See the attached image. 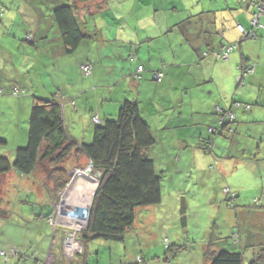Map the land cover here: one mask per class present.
<instances>
[{
  "label": "crops",
  "instance_id": "crops-1",
  "mask_svg": "<svg viewBox=\"0 0 264 264\" xmlns=\"http://www.w3.org/2000/svg\"><path fill=\"white\" fill-rule=\"evenodd\" d=\"M263 2L249 3L248 11L253 7L257 11V4ZM238 3L241 0H0L4 33L14 32V38L19 39L15 46L18 48L7 45V49L0 43V60L9 70L13 69L6 82L0 81V98L9 102L7 109L24 105L26 115L27 111L31 115L36 98L57 100L62 105L66 133L79 146L93 140V117L103 122L115 117L125 101H134L155 139L147 150L154 162L155 148L159 146L177 164L186 157V165L194 167L196 173L200 170L205 179L221 177L226 183L219 184L213 208L223 207L227 191L234 195L229 201L238 202L235 199L241 192L233 188L231 181L238 187L259 177L257 191L261 193L256 191L250 199L256 197L261 203L258 197L264 196V16L255 26L254 17L243 13L247 8L240 10ZM66 5L74 7L80 30L89 36L70 54L54 17L55 9ZM10 14L21 17L18 29L14 21L10 24ZM239 25L254 37L245 38ZM231 44L237 48L227 59H220L219 53ZM82 67H87L89 74ZM139 67H143L142 72H138ZM242 67L253 72L241 84L238 77ZM160 72L163 77L158 81L155 75ZM15 89L26 95L24 99L12 96ZM235 102L249 105L250 109L238 108ZM228 113L235 114V120L218 132L220 116L228 117ZM28 123L26 131H22V142L12 147L11 153L3 150L9 143L0 137L6 142L0 146V157L8 155L13 161L16 150L27 145L30 117ZM90 163L85 154L73 150L64 163L70 177L65 192L73 191L75 183H82L84 188L91 183L93 192L85 201L93 202L100 176L88 171ZM80 168L87 175H79ZM54 190L51 187L47 194L51 205L56 196ZM234 204L227 205L226 212L237 208L230 207ZM242 212V219H236L237 211L227 226H231L232 233L236 225L241 242L249 244L261 234L248 236L249 228L242 234V220L253 213ZM257 214L263 218L264 208Z\"/></svg>",
  "mask_w": 264,
  "mask_h": 264
},
{
  "label": "rangeland",
  "instance_id": "rangeland-1",
  "mask_svg": "<svg viewBox=\"0 0 264 264\" xmlns=\"http://www.w3.org/2000/svg\"><path fill=\"white\" fill-rule=\"evenodd\" d=\"M239 5L241 10L244 5L242 6V3ZM11 12L12 10L6 11L7 14ZM253 12L254 8H251L250 11L243 13H250L252 16ZM8 19L10 24L14 21L15 28L20 27V16L10 14ZM261 27L264 30V24ZM0 30L3 31L0 35L1 46L6 45L7 48L8 45L10 49L18 48L15 47L19 45L17 43L19 39L14 38L15 33H4L6 30L4 23L0 26ZM16 53L20 51L17 50ZM11 72L13 69L9 70L0 60V81L6 82L8 73L11 75ZM12 96L24 99L26 95L19 89H15L12 91ZM7 103L9 102L2 101L0 98V137L9 143L3 149L8 154L11 153L12 147L16 148L17 144L22 142V131L27 129L30 112L27 111V115L24 114L27 110L24 105L20 108L16 106L15 110L7 109ZM214 144L215 141L213 146ZM155 152L157 153L156 170L163 178L161 203L136 209L134 226L127 230L123 242L92 240L86 245V256L81 258L77 256H81L85 250L84 245L80 254L74 257L67 256L64 248L65 238L63 244L60 238L62 237L61 229H57L54 234L51 226H62L68 233L77 231L75 239L79 242L78 236L83 229L78 231L76 225L73 227L71 223L69 225L61 218L54 219L50 222V226L46 218V215L52 211L51 200L47 196L48 193L50 194L51 187H54V179L50 177L52 167L44 162V165H39L32 177H16L11 173L5 177L1 175L0 264H74L76 261L77 263L80 261V264H205L203 253L211 241L213 242V234L217 231L218 234L219 232L229 234L231 226L227 224L230 218L235 217L237 211L239 216L235 217L236 219H242V211L253 212L247 219L242 220L243 235L249 228L250 232L262 234L264 237V214L261 219H259L260 214H257L262 210L261 208H264V196L263 199L261 196L258 197L261 203H257L256 197H253V200L250 199L258 190L259 177H252L238 187H235L238 185L235 181H231L233 188L241 192L240 197L235 199L238 202L232 203L229 201V196L225 194L223 207L213 208V197L220 191L219 184L225 186L226 183L223 179L221 180V177L205 179L200 170L197 169L196 173L194 167L186 165L189 162L186 157L183 161L179 160L177 164L175 159L168 156L161 147L157 146ZM147 154L150 155L149 152ZM5 157L9 158L8 155ZM68 193L70 198L75 200V195L70 194L71 191ZM257 193L261 192L257 191ZM64 201L65 198L60 206H63ZM78 202L80 203V199ZM228 203L234 204L233 208L235 206L237 208L226 212ZM86 204L87 201H81L84 207ZM74 206L77 205L68 207L69 216L73 213L81 214L82 206L73 210ZM239 231L235 225V232ZM175 245L184 246L185 249L180 251L175 260L168 262L165 259L167 247ZM241 248L246 264H254L251 263L253 259L251 247H247L245 240L242 247L237 250ZM4 253H7V256H3ZM60 256L63 263L61 261L57 263Z\"/></svg>",
  "mask_w": 264,
  "mask_h": 264
},
{
  "label": "trees",
  "instance_id": "trees-1",
  "mask_svg": "<svg viewBox=\"0 0 264 264\" xmlns=\"http://www.w3.org/2000/svg\"><path fill=\"white\" fill-rule=\"evenodd\" d=\"M253 1L255 0H247V3H244V0H241L242 6L247 8L246 12L248 4ZM253 8L252 18L257 12L255 7ZM54 17L66 44L67 53L70 54L89 36L80 30L73 6L56 8ZM243 36L251 38L244 34ZM82 68L84 70V67ZM250 75L251 72L247 77ZM247 77L243 79V83ZM94 118L98 117L92 118L95 124L93 140L90 144L80 147L66 133L61 103L55 99L36 98L30 115L27 145L16 150L13 161L5 156L0 157V175L15 172L22 177H32L44 162L52 167L50 177L54 179L56 197L52 201V213L46 217L49 225L56 217L58 193L63 192L70 183L69 171L64 163L73 150L85 154L92 164L93 171L102 174L90 208L87 227L78 236L85 248L78 258L86 256V245L92 240L123 242L127 230L134 226L136 209L158 205L162 200L163 178L157 172L154 160L147 155V150L155 144V139L140 113L138 104L125 101L115 117L98 123L94 122ZM234 120L235 118L226 117L218 132L227 128V123ZM5 144L6 142L0 139V146ZM210 144L212 145L208 142L207 145ZM226 193L233 200L234 195L229 191ZM51 227L54 234L57 229H61L60 238L63 244L67 229L62 226ZM250 235L253 233L248 229V236ZM212 238L213 242L211 241L203 253L205 264H246L242 248L237 250L243 245L239 232L218 234L217 231ZM257 238L255 242L246 243L247 247H251V263L264 264V237L261 234L257 235ZM184 249L185 247L180 245L168 246L165 259L168 262L175 260ZM3 256H7V253ZM74 264H80V261Z\"/></svg>",
  "mask_w": 264,
  "mask_h": 264
},
{
  "label": "built area",
  "instance_id": "built-area-1",
  "mask_svg": "<svg viewBox=\"0 0 264 264\" xmlns=\"http://www.w3.org/2000/svg\"><path fill=\"white\" fill-rule=\"evenodd\" d=\"M246 1L247 0H244V2H246ZM263 16H264V3H259L257 5V12H256V14L254 15V18H253V24L255 26L260 25L259 24V19L261 17H263ZM238 29L245 36L254 37L253 33H249L247 31H245V29L241 25L238 26ZM236 46L237 45L235 44V45H229V46L225 47L218 56L220 58L227 59L228 56L236 49ZM84 71H85L86 74H89V69L87 67H84ZM142 71H143V67H139L138 72H142ZM240 71H242V73H241L240 77H238V80L240 82H242L243 79L245 77H247V75L250 72L251 73L253 72V69L242 67ZM162 77H163V74L161 72L160 73H156V75H155V79L158 80V81H160L162 79ZM235 106L238 107V108L244 107L245 110H249L250 109L249 105H242V104L236 103ZM228 114H229V115H227L228 117H230L232 119L235 118V115H233L231 113H228ZM225 118L226 117H224V116H220V123L221 124L224 122ZM94 122L98 123L99 122L98 118H94ZM87 168H88V171H90V172L93 171L91 163L89 164V166ZM77 173L79 175H83L84 176L86 174V171L83 170V173H82V170H78ZM59 198H60V202L57 205V213H56L55 220H58V218L64 219L65 223H68L69 225L71 223V225L73 227H74V225H76L77 226L76 228H78V231H81L82 229L83 230L86 229L87 223H88V218H89V212H90V208H91V205H92V201L87 200L86 207H84L83 205H80V206H82V208L80 207L81 208L80 209L81 210V214L80 215L73 213L71 216H69L68 213H70V212L67 209L64 210V213L62 212V215H61V211L63 209L62 208L63 206H60L61 203L63 202L64 198H65V201H64L63 205H66L67 203H70L67 200V192H65V190H64L63 192L59 193ZM71 204L74 205V203H71ZM67 206H68V204L66 205V207ZM60 208H61V211L59 212ZM76 208H77V206H74L73 210H75ZM59 216H61V217H59ZM68 218H73V221L69 220ZM51 222H53V220ZM76 232L77 231H75L74 233H68V232H67L68 234L66 233L64 248H65V252H66L67 256L74 257V256L80 254V252L82 251V244L78 240L75 239Z\"/></svg>",
  "mask_w": 264,
  "mask_h": 264
},
{
  "label": "bare ground",
  "instance_id": "bare-ground-1",
  "mask_svg": "<svg viewBox=\"0 0 264 264\" xmlns=\"http://www.w3.org/2000/svg\"><path fill=\"white\" fill-rule=\"evenodd\" d=\"M86 175H87V173H86ZM74 185H75L74 186V190L73 191L70 190L71 191L70 194L75 195V197H76L75 200L77 202H78L79 199H83L81 201H85L86 199H88L87 197H89L91 195V193L93 192V186H92L91 183H89L90 187H85V188H84L82 183H78V184H74ZM67 200L70 203H67L68 204L67 207H66L67 204L63 205V207H62L63 209L61 211V215H62V212L64 213V210L68 209V207H71V205H72L71 203L76 204L77 207L80 206V203H81V201H80V203L78 202V204H77V202L74 199L70 198L69 193H67ZM68 219L73 221V218H68Z\"/></svg>",
  "mask_w": 264,
  "mask_h": 264
},
{
  "label": "water",
  "instance_id": "water-1",
  "mask_svg": "<svg viewBox=\"0 0 264 264\" xmlns=\"http://www.w3.org/2000/svg\"><path fill=\"white\" fill-rule=\"evenodd\" d=\"M101 175H102V174H101V173H99V176H100V177H101Z\"/></svg>",
  "mask_w": 264,
  "mask_h": 264
}]
</instances>
